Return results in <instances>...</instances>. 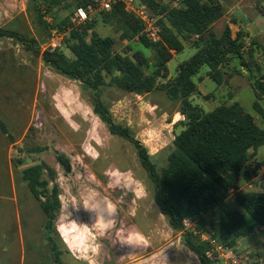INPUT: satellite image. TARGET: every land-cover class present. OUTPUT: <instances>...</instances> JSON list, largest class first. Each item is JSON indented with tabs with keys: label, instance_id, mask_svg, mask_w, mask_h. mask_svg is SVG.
Wrapping results in <instances>:
<instances>
[{
	"label": "rangeland",
	"instance_id": "obj_1",
	"mask_svg": "<svg viewBox=\"0 0 264 264\" xmlns=\"http://www.w3.org/2000/svg\"><path fill=\"white\" fill-rule=\"evenodd\" d=\"M218 1L223 10L231 9L237 26L257 43L251 60L263 73L264 0ZM64 16H71L70 10L51 14L54 20ZM98 16H89L97 20L96 33L115 40L114 52H141L149 60L145 72H150L152 52L136 40H120L119 33ZM222 28L221 21L212 26L216 35ZM0 29L36 39L40 53L44 51L48 31L41 40V31L27 11V0H0ZM249 41L244 40L245 51ZM193 53L194 48L185 44L173 54L166 65L168 78ZM207 70L203 66L192 78L199 95L188 100L204 111L237 102L264 128V98L256 99L246 73L218 86L205 75ZM100 98L114 123L127 127L146 148L156 168L165 167L173 149V124L182 119L177 113L179 102L168 100L158 90L137 95L108 86L101 88ZM255 101L262 116L253 109ZM0 119L7 130V135L0 131V264H55L45 240V216L21 177L24 168L42 163L53 170L58 190L60 208L54 215L52 237L62 264H199L181 234L159 213L153 184L133 146L110 134L93 114L90 92L55 73L40 56L10 37H0ZM56 152L69 158L68 173L56 162ZM255 159L264 161V145L257 149ZM245 168L252 171L253 163ZM240 188L264 192V167L249 182L241 181ZM228 203L237 207L231 192ZM205 238V234L200 236V240ZM233 250L238 264H264V233L255 227L250 236L236 241Z\"/></svg>",
	"mask_w": 264,
	"mask_h": 264
},
{
	"label": "trees",
	"instance_id": "obj_2",
	"mask_svg": "<svg viewBox=\"0 0 264 264\" xmlns=\"http://www.w3.org/2000/svg\"><path fill=\"white\" fill-rule=\"evenodd\" d=\"M137 1L156 18L159 39L155 42L142 34L140 22L122 4L114 3L108 11L99 12L98 19L113 27L120 40H136L152 52L154 62L150 72H145L149 60L141 52L130 55L114 52L115 40L96 33L95 18H88L79 25L70 22L71 16L52 18L53 27L64 37L62 46L51 53H40L36 39L18 35L13 30L0 29V37L15 38L35 57L40 56L55 73L77 81L90 92L93 114L110 134L126 140L135 149L142 169L153 184L154 203L169 227L181 234L184 246L197 257L199 264H221L205 256L212 240L234 249L236 241L250 236L255 227L264 233V192L240 188L241 181L249 182L256 171L264 167V161L254 159L257 149L264 145V128L237 102L204 111L188 98L199 95L192 78L206 66L205 75L218 86L236 74L246 73L256 99H263L264 72L260 73L257 63L251 60L253 46L257 43L250 40L249 50L245 51L243 33L239 30L232 37L228 25L216 35L212 26L223 16L217 0H184L180 7L161 0ZM89 2L27 0V11L43 40L47 36V24L41 18V7L50 15L56 10H70L72 15L75 8L86 7ZM185 44H190L194 53L179 65L173 78H168L166 65ZM160 79L165 81L159 83ZM104 86L137 95L158 90L168 100L179 102L177 113L182 119L173 124V149L165 167L158 170L146 148L129 129L114 123L100 98ZM253 109L263 115L257 101ZM0 131L7 135L1 119ZM55 160L64 173L70 171L66 155L56 152ZM250 162L252 171L245 168ZM21 177L45 216L43 229L52 259L55 264H62L61 252L52 237L54 215L60 208L54 172L46 164H34L24 168ZM230 192L238 208L229 205ZM183 219L193 223L192 230L183 228ZM202 234L206 238L200 240Z\"/></svg>",
	"mask_w": 264,
	"mask_h": 264
},
{
	"label": "built area",
	"instance_id": "obj_3",
	"mask_svg": "<svg viewBox=\"0 0 264 264\" xmlns=\"http://www.w3.org/2000/svg\"><path fill=\"white\" fill-rule=\"evenodd\" d=\"M86 7H77L73 10L70 17V22L73 25L84 23L91 14L108 11L112 4L119 3L124 8L134 15L142 26V34L150 41H157L158 28L156 26V18L151 16L145 5L140 4L137 0H89ZM184 0H170L172 7H180ZM41 18L47 24L48 38L44 51L53 52L60 48L63 43L64 34L60 33L53 27V20L50 14L46 13L44 8H40ZM183 228L186 230L193 229V223L189 219H183ZM211 249L205 253V256L212 260L216 259L221 264H238L235 252L233 249L227 248L222 244L212 240Z\"/></svg>",
	"mask_w": 264,
	"mask_h": 264
},
{
	"label": "crops",
	"instance_id": "obj_4",
	"mask_svg": "<svg viewBox=\"0 0 264 264\" xmlns=\"http://www.w3.org/2000/svg\"><path fill=\"white\" fill-rule=\"evenodd\" d=\"M237 1H238L239 4H242L245 0H237ZM260 1H262V0H260ZM217 2L220 4V2L218 0H217ZM255 2H257V0H255ZM220 6H221V4H220ZM230 10L231 9L226 10V11L223 10V16L219 20H217L215 23L221 21L223 23V26L224 25H228V27H229V29L231 31V36L235 35V33L240 30L243 33L244 40H246V39L252 40L251 38H249L247 33H245L240 27L237 26V20L233 16H230ZM244 10L248 11L247 9H244ZM228 15H229V17H227ZM224 20H225V22H224ZM257 23L260 24L259 22H257ZM254 159H255V157H254ZM256 161H258V160H256Z\"/></svg>",
	"mask_w": 264,
	"mask_h": 264
}]
</instances>
